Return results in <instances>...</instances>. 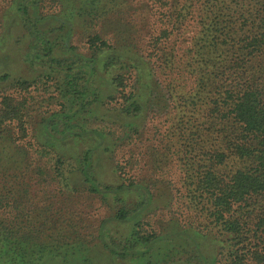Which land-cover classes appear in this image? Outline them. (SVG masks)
<instances>
[{"label":"trees","instance_id":"trees-1","mask_svg":"<svg viewBox=\"0 0 264 264\" xmlns=\"http://www.w3.org/2000/svg\"><path fill=\"white\" fill-rule=\"evenodd\" d=\"M9 41L0 264H264V0H0Z\"/></svg>","mask_w":264,"mask_h":264},{"label":"rangeland","instance_id":"rangeland-1","mask_svg":"<svg viewBox=\"0 0 264 264\" xmlns=\"http://www.w3.org/2000/svg\"><path fill=\"white\" fill-rule=\"evenodd\" d=\"M16 53L17 51L10 43V41L8 42V45H6V43L0 44V75L8 72L11 77L24 76L26 78H29V75L32 73L31 69L29 68V65L26 63V61H21V59L18 58ZM3 86L5 85L0 83V90H2ZM30 95H33V97H35L36 102L42 99L44 100L46 97L45 94H43L42 96V92L37 90H32ZM34 108L38 112L42 111L43 108H50V104L42 103L41 106L34 104ZM37 112L34 111L33 116H36ZM103 165H105V167L107 168L110 166L107 161H104ZM213 244L214 243H209L208 241L204 244V249L209 255H214L216 250H218L217 246ZM95 264H106L105 259L100 257L95 261ZM108 264H110V262H108Z\"/></svg>","mask_w":264,"mask_h":264}]
</instances>
